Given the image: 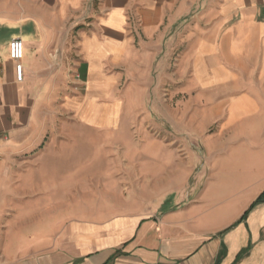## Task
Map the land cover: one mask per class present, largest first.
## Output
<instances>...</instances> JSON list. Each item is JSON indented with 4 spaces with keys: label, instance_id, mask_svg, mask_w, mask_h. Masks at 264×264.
<instances>
[{
    "label": "crops",
    "instance_id": "obj_1",
    "mask_svg": "<svg viewBox=\"0 0 264 264\" xmlns=\"http://www.w3.org/2000/svg\"><path fill=\"white\" fill-rule=\"evenodd\" d=\"M0 68V264H264V0H0ZM214 124L239 176L135 178Z\"/></svg>",
    "mask_w": 264,
    "mask_h": 264
},
{
    "label": "rangeland",
    "instance_id": "obj_2",
    "mask_svg": "<svg viewBox=\"0 0 264 264\" xmlns=\"http://www.w3.org/2000/svg\"><path fill=\"white\" fill-rule=\"evenodd\" d=\"M159 94L161 92H158ZM156 93V94H158ZM158 94V95H159ZM154 97V95L152 96ZM149 103L148 110L151 112V119L145 123V131L149 132L154 139L159 138L161 140H167L163 137V132H161V118H160V109L153 105L150 106ZM216 129V124H214L209 131L208 135L205 136H190L184 135L183 138V146H180L181 143L176 144L173 143L171 147H173L172 151H170V156L168 159V168H165L160 164V161L154 160L151 165H146V163L142 162L141 165L136 167V177L135 178H190L189 183L186 185V188L191 185L194 181L200 179V184L203 182L204 178L208 176V169H214L213 177L217 178H228L231 174L229 170V159L226 157V149H216L210 150L206 149L204 140L207 137L216 138L214 131ZM163 131V130H162ZM144 135H138V140H144ZM156 137V138H155ZM178 145V147H177ZM208 150V151H207ZM159 154L160 151L155 152ZM172 153V154H171ZM106 157L111 155V158H122L123 152L120 151H106ZM137 157H145L144 155H138ZM145 159V158H144ZM149 159V158H146ZM182 160L183 166L174 169V160ZM235 160V159H234ZM209 167V168H208ZM102 170L109 169L108 167L101 168ZM166 170L168 172H166ZM177 170V171H176ZM238 172V171H237ZM234 172V176H239L240 174ZM167 175H166V174ZM149 174V175H148ZM119 178H129L127 176H123L122 174L118 176ZM116 178V177H115ZM1 259V258H0Z\"/></svg>",
    "mask_w": 264,
    "mask_h": 264
},
{
    "label": "built area",
    "instance_id": "obj_3",
    "mask_svg": "<svg viewBox=\"0 0 264 264\" xmlns=\"http://www.w3.org/2000/svg\"><path fill=\"white\" fill-rule=\"evenodd\" d=\"M9 56L14 61L15 74L17 80L22 81L24 78V65L22 58L24 56V41L20 37H15L9 45ZM2 69L0 68V73Z\"/></svg>",
    "mask_w": 264,
    "mask_h": 264
},
{
    "label": "trees",
    "instance_id": "obj_4",
    "mask_svg": "<svg viewBox=\"0 0 264 264\" xmlns=\"http://www.w3.org/2000/svg\"><path fill=\"white\" fill-rule=\"evenodd\" d=\"M260 199H261V196L256 201H259Z\"/></svg>",
    "mask_w": 264,
    "mask_h": 264
}]
</instances>
